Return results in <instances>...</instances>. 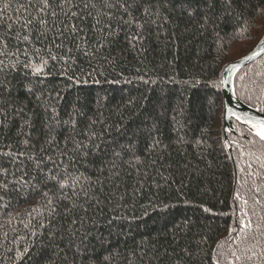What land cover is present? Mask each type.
<instances>
[{
	"label": "trees",
	"instance_id": "trees-1",
	"mask_svg": "<svg viewBox=\"0 0 264 264\" xmlns=\"http://www.w3.org/2000/svg\"><path fill=\"white\" fill-rule=\"evenodd\" d=\"M49 2L0 0V264H264V140L221 91L264 0ZM234 92L264 113V56Z\"/></svg>",
	"mask_w": 264,
	"mask_h": 264
},
{
	"label": "water",
	"instance_id": "water-1",
	"mask_svg": "<svg viewBox=\"0 0 264 264\" xmlns=\"http://www.w3.org/2000/svg\"><path fill=\"white\" fill-rule=\"evenodd\" d=\"M264 56V34L255 47L225 66L221 74V91L223 101V129L233 131V123L237 122L246 127L253 134L256 128L264 123V113L258 107H252L241 101L234 92V78L238 72L258 61Z\"/></svg>",
	"mask_w": 264,
	"mask_h": 264
},
{
	"label": "snow or ice",
	"instance_id": "snow-or-ice-1",
	"mask_svg": "<svg viewBox=\"0 0 264 264\" xmlns=\"http://www.w3.org/2000/svg\"><path fill=\"white\" fill-rule=\"evenodd\" d=\"M69 2H70V0H62V5L63 4H67ZM39 3L41 5V9H40L41 11H45V10L49 9L50 7H52V5L50 4L49 0H39ZM52 15L55 16L56 13L53 12ZM32 22L33 21H25L24 27H27ZM38 23L41 25V27L45 28V30L47 31V27L46 26H47V23L48 22L46 20L40 19L38 21ZM97 23H99V21H97ZM41 34L43 35L44 33H41ZM17 37L20 38L19 37V33H17ZM22 39H23V41L28 42L29 39H30V37L28 35H24L22 37ZM69 51H71V49H69ZM85 55H87V52H85ZM53 59H56V57H53ZM42 63L43 64H47V61L46 60H43ZM34 71L38 73V72L42 71V68L40 66H34ZM173 119L175 120V117H173ZM253 127L256 128V131H255L254 134L257 135V136H259L261 140H264V123L260 124L259 126L253 125ZM51 142H52V140H49L48 141V143H51ZM24 143L27 144V141H24ZM19 155H24V153H20ZM29 159H31V157H29ZM0 186L6 188L7 187V184H3V185H0ZM65 186L66 185L64 183H61L60 184L61 189H63ZM48 203L51 204L52 201L51 200H48ZM33 211H36V210L33 209ZM51 211L52 212H55V208H52ZM40 226L43 227L42 224ZM33 234H35V233H33Z\"/></svg>",
	"mask_w": 264,
	"mask_h": 264
}]
</instances>
